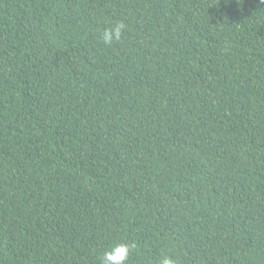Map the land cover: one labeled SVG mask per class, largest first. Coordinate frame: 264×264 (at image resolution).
Masks as SVG:
<instances>
[{
    "label": "trees",
    "instance_id": "obj_1",
    "mask_svg": "<svg viewBox=\"0 0 264 264\" xmlns=\"http://www.w3.org/2000/svg\"><path fill=\"white\" fill-rule=\"evenodd\" d=\"M117 241L264 264L259 0H0V264Z\"/></svg>",
    "mask_w": 264,
    "mask_h": 264
},
{
    "label": "clouds",
    "instance_id": "obj_2",
    "mask_svg": "<svg viewBox=\"0 0 264 264\" xmlns=\"http://www.w3.org/2000/svg\"><path fill=\"white\" fill-rule=\"evenodd\" d=\"M259 4L264 5V0H259ZM126 30V25L122 22H116L113 26L105 28L100 34L103 44L111 46L119 42ZM136 245L132 242L117 241L109 246L100 256L99 264H128L130 255ZM158 264H176V261L164 255L158 261Z\"/></svg>",
    "mask_w": 264,
    "mask_h": 264
}]
</instances>
